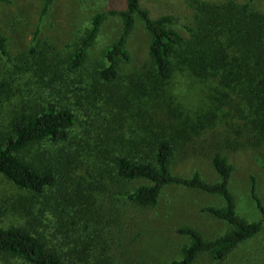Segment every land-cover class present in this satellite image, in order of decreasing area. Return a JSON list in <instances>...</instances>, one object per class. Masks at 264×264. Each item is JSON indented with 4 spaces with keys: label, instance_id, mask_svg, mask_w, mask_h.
<instances>
[{
    "label": "trees",
    "instance_id": "16d2710c",
    "mask_svg": "<svg viewBox=\"0 0 264 264\" xmlns=\"http://www.w3.org/2000/svg\"><path fill=\"white\" fill-rule=\"evenodd\" d=\"M254 2H193L192 20L183 25L190 35L186 39L174 27L182 24L181 18L173 14L154 18L140 0H123L121 9L92 16L62 64H48L45 51L32 54V63L27 61L23 66L10 61L6 58L9 37L0 31V60L6 58L16 70L32 71L29 82L38 86L37 95L14 103L8 132L0 139V174L23 191L19 199L26 216L21 224L0 228V256L6 257V264H123L106 247L99 250L113 222L104 218L97 189L115 180L125 184L142 181L130 189L122 184L117 193L140 207H155L168 185L200 190L223 201L221 206L202 207L228 225L223 234L206 240L195 228L180 227L177 232L189 238L180 257L150 264H193L203 252L222 261L262 230L264 205L256 195L254 180L250 192L260 218L249 221L237 213L229 189L232 166L226 156L215 153L212 157L219 176L215 182L202 178L199 171L190 176L172 172L176 140L161 133L168 126L167 117L158 116L153 109L164 91L158 92L160 86L173 75L176 58L181 67L213 83L212 98L217 106L219 96L230 93L249 106L241 110L237 103L232 105L237 107L234 113L241 123L264 136V12ZM50 3L44 0V10ZM108 16L120 18V34L103 50L101 61L87 69L89 48ZM137 20L149 34L148 72L140 75L148 77L140 80L146 78L149 83L139 84L127 75L122 80L123 66L130 61L126 42ZM31 52L36 53L34 46ZM0 84L4 90L6 84ZM83 91L94 92L88 104L108 113L106 120L116 124L95 136L106 145H91L85 141L89 136L76 137L73 132L80 122L75 103ZM45 141L63 145L37 150L32 159L27 157L30 147ZM68 141L73 144L67 145ZM87 153L103 166L94 175V179H101L99 185L93 183L86 165Z\"/></svg>",
    "mask_w": 264,
    "mask_h": 264
},
{
    "label": "rangeland",
    "instance_id": "374dc122",
    "mask_svg": "<svg viewBox=\"0 0 264 264\" xmlns=\"http://www.w3.org/2000/svg\"><path fill=\"white\" fill-rule=\"evenodd\" d=\"M140 1L154 18L163 14L181 18L182 24L174 27L184 38L189 39L190 35L183 25L192 20L193 2L228 0ZM254 4L259 11L264 12V0H255ZM123 6V0H51L44 10V0H0V31L9 37V56L6 58L23 66L24 62L32 63L34 55L45 51L48 64H62L95 13L121 9ZM120 31L121 20L118 16H108L104 20L96 40L89 48L87 69L101 61L103 50L118 37ZM148 41V32L137 20L126 42L130 61L123 66V81L127 75L128 79L139 84L140 81L149 83L146 76H141L146 78L140 80L141 73L148 72ZM32 46L36 53L31 52ZM6 58L0 60V83L6 84L4 90L0 84V139L8 132V120L15 111L14 103H22L30 94L38 93V86L29 82L32 71L12 68ZM173 68L172 77L160 86L158 92L164 91L153 108L158 116L167 117L168 126L161 133L176 140V151L170 163L172 172L190 176L199 171L202 178L215 182L219 176L213 168L212 157L215 153L226 156L232 166L229 189L235 198L237 213L249 221L258 220L261 214L250 189L254 180L256 195L264 205V136L241 123L234 113L237 107H232L233 103H237L241 110L243 106L248 109L249 106L242 100L238 101L231 93L228 97L219 96L217 106L212 98L213 83L209 79L197 77L181 67L176 58ZM83 93L79 102L75 103L80 122L75 125L73 132L76 137L83 134L89 136L85 141L91 145H106L103 140H98V133L109 127L113 129L116 124L106 120L108 113L99 112L88 104V98L92 99L94 92ZM66 143L73 144L70 141ZM59 145L63 144L45 141L30 147L26 154L32 159L37 150H53ZM85 157L93 183L99 185L101 179L98 176L99 179H94V175H98L99 167L103 166H99L93 156ZM140 182L125 184L115 180L111 184L107 183L105 188L101 186L97 189L104 207V218L112 219L113 222L111 232H107L99 250L106 247V251L123 264H150L178 259L182 246L189 241L187 236L177 232L183 226L195 228L206 240L227 230L225 222L202 211L204 206L223 205L216 195L168 185L163 188L157 205L150 208L135 205L117 194L122 184L125 189H130ZM81 183L84 184L83 180ZM103 183L106 182L103 180ZM22 193L21 189L0 174V228L21 224L26 219L19 199ZM0 264H6V257L0 256ZM193 264H264V227L257 235L232 249L222 261L214 260L209 253L203 252Z\"/></svg>",
    "mask_w": 264,
    "mask_h": 264
}]
</instances>
